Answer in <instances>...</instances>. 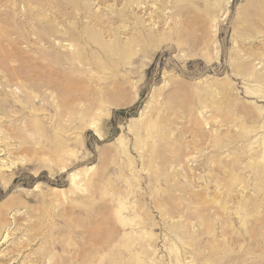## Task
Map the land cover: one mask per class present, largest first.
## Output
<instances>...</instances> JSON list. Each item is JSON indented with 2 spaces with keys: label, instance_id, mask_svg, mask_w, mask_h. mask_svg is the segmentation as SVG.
I'll return each mask as SVG.
<instances>
[{
  "label": "rangeland",
  "instance_id": "374dc122",
  "mask_svg": "<svg viewBox=\"0 0 264 264\" xmlns=\"http://www.w3.org/2000/svg\"><path fill=\"white\" fill-rule=\"evenodd\" d=\"M0 264H264V0H0Z\"/></svg>",
  "mask_w": 264,
  "mask_h": 264
},
{
  "label": "bare ground",
  "instance_id": "6f19581e",
  "mask_svg": "<svg viewBox=\"0 0 264 264\" xmlns=\"http://www.w3.org/2000/svg\"><path fill=\"white\" fill-rule=\"evenodd\" d=\"M55 55H56V54H55ZM45 66H46V65H44L43 67H45ZM45 69H46V68H45ZM59 73H61V72H59ZM95 128H97V125H95ZM97 132H98V129H97ZM52 168H53V167H52ZM52 168H51V169H52ZM4 184H5V182H4ZM94 243H95V242H94ZM76 249H77V248H76ZM79 251H80V250H77L78 254H79ZM74 253H75V251H74ZM74 253H73V254H74ZM75 255H76V254H75ZM94 256H95V255H91V256H90V261L94 260ZM72 257H73V258H76L74 255L70 254V252H69V253H68V256L65 258V262H66V261L69 262V261L72 259ZM63 262H64V261H63Z\"/></svg>",
  "mask_w": 264,
  "mask_h": 264
}]
</instances>
